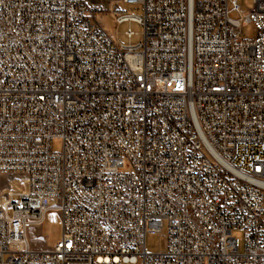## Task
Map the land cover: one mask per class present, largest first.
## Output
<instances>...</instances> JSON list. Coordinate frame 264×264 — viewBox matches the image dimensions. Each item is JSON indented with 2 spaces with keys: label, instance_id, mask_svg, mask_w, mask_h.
I'll return each instance as SVG.
<instances>
[{
  "label": "built area",
  "instance_id": "built-area-1",
  "mask_svg": "<svg viewBox=\"0 0 264 264\" xmlns=\"http://www.w3.org/2000/svg\"><path fill=\"white\" fill-rule=\"evenodd\" d=\"M122 1L0 0V264H264V0Z\"/></svg>",
  "mask_w": 264,
  "mask_h": 264
},
{
  "label": "rangeland",
  "instance_id": "rangeland-1",
  "mask_svg": "<svg viewBox=\"0 0 264 264\" xmlns=\"http://www.w3.org/2000/svg\"><path fill=\"white\" fill-rule=\"evenodd\" d=\"M88 4L101 6L102 9L97 10L94 15L104 31L109 34L116 43L134 44L142 39V27L134 21H125L122 23H117L114 20V8L119 7L121 12L126 14H134L141 16L142 7L135 4H127L122 0H85ZM241 6L246 10L250 8L248 0H240ZM132 28L135 33V37L132 39H127L124 37L125 28ZM242 35L244 38H253L255 35V30L251 24H246L242 26ZM61 144L59 141L52 142V149L54 151L59 150ZM123 170H129L130 166L127 162L124 163ZM11 179V176L7 173L0 172V190L7 188V181ZM146 231L144 235V247L147 252H156L164 247L165 237L163 233ZM233 236L242 237V231L236 228L231 230ZM28 236L31 241L36 242L39 245L51 247L55 242L60 239L61 236V218L60 214L54 210H49L43 223L39 227H31L28 231Z\"/></svg>",
  "mask_w": 264,
  "mask_h": 264
},
{
  "label": "bare ground",
  "instance_id": "bare-ground-1",
  "mask_svg": "<svg viewBox=\"0 0 264 264\" xmlns=\"http://www.w3.org/2000/svg\"><path fill=\"white\" fill-rule=\"evenodd\" d=\"M18 179H11V185H13V187H16L18 185ZM1 193V190H0Z\"/></svg>",
  "mask_w": 264,
  "mask_h": 264
}]
</instances>
